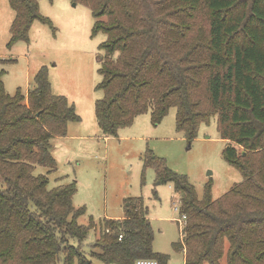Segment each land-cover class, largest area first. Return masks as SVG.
Wrapping results in <instances>:
<instances>
[{"label":"trees","instance_id":"obj_1","mask_svg":"<svg viewBox=\"0 0 264 264\" xmlns=\"http://www.w3.org/2000/svg\"><path fill=\"white\" fill-rule=\"evenodd\" d=\"M15 16L7 46L28 41L41 15L37 0H8ZM103 32L101 75L94 104L103 136H113L150 111L157 125L175 107V127L192 141L201 123L217 116L224 159L242 181L213 199L210 182L199 198L184 174L146 150L142 179L153 167L179 193L185 216L174 246L183 264H264V0H82ZM80 120L66 96L51 91L46 66L26 93L5 92L0 73V264H166L153 250L154 233L141 197L123 200L124 216L104 218L96 238L83 242L94 221L79 223L75 182L49 188L40 165L52 172V139ZM240 148V149H238ZM74 240L76 244H72ZM97 249L96 251L94 249Z\"/></svg>","mask_w":264,"mask_h":264},{"label":"rangeland","instance_id":"obj_2","mask_svg":"<svg viewBox=\"0 0 264 264\" xmlns=\"http://www.w3.org/2000/svg\"><path fill=\"white\" fill-rule=\"evenodd\" d=\"M37 1L41 15L50 19L52 27L34 20L28 41L9 47L15 12L8 0H0L1 81L10 96L18 88L26 93L37 70L46 66L52 93L66 96L80 120L68 123L65 136L52 139L55 170L49 172L37 165L34 173L46 175L49 188L75 182L73 205L85 209L78 221H94V229L83 242L87 251L100 222L122 218L123 200L141 197L154 233L153 250L169 256L166 264H183V252L174 246L182 240L184 224L178 210L180 195L170 182L157 179L153 167L145 169L142 179L144 153L150 150L170 169L186 175L199 198L210 182L212 198L217 199L242 181L239 170L222 154L223 148L232 143L220 137L217 116L211 117L208 124L201 123L197 136L187 141L176 131L175 107L157 125L152 124L148 111L137 115L131 125L118 129L116 135L104 137L94 104L103 95L96 85L101 80L99 59L104 54L99 46L106 34H92L95 19L82 0ZM71 243L76 244L74 240ZM93 263L102 264L95 259ZM220 264H227L225 256Z\"/></svg>","mask_w":264,"mask_h":264},{"label":"built area","instance_id":"obj_3","mask_svg":"<svg viewBox=\"0 0 264 264\" xmlns=\"http://www.w3.org/2000/svg\"><path fill=\"white\" fill-rule=\"evenodd\" d=\"M185 219L186 217L184 215L181 216V223L185 222ZM133 264H158V262L155 259H151V258H139V259H136Z\"/></svg>","mask_w":264,"mask_h":264},{"label":"crops","instance_id":"obj_4","mask_svg":"<svg viewBox=\"0 0 264 264\" xmlns=\"http://www.w3.org/2000/svg\"><path fill=\"white\" fill-rule=\"evenodd\" d=\"M104 137H106V136H104Z\"/></svg>","mask_w":264,"mask_h":264}]
</instances>
